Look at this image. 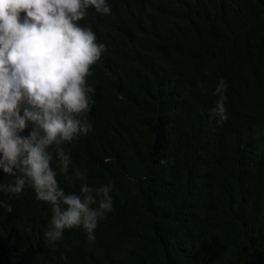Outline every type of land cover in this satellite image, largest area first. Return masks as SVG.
I'll list each match as a JSON object with an SVG mask.
<instances>
[{"label": "trees", "instance_id": "trees-1", "mask_svg": "<svg viewBox=\"0 0 264 264\" xmlns=\"http://www.w3.org/2000/svg\"><path fill=\"white\" fill-rule=\"evenodd\" d=\"M110 4L85 20L106 48L76 114L92 130L63 145L67 174L50 167L65 194L80 189L77 168L90 185L111 181L115 214L96 241L49 244L51 205L29 186L0 191L12 206L0 207V264H264V0ZM14 179L0 170V183Z\"/></svg>", "mask_w": 264, "mask_h": 264}, {"label": "clouds", "instance_id": "clouds-1", "mask_svg": "<svg viewBox=\"0 0 264 264\" xmlns=\"http://www.w3.org/2000/svg\"><path fill=\"white\" fill-rule=\"evenodd\" d=\"M110 12V0H0V170L15 178L0 183V191L21 196L29 186L37 203L51 205L52 219L43 228L49 244L72 234L96 241L115 214L111 181L94 187L87 170L77 168L70 181H78L80 191L65 194L50 167L55 158L67 174L72 160L63 145L92 130L76 114L89 109L93 89L85 78L106 48L85 20ZM226 89L221 79L214 92L219 99L212 115L220 125L228 118ZM0 207L12 211L6 202Z\"/></svg>", "mask_w": 264, "mask_h": 264}, {"label": "rangeland", "instance_id": "rangeland-1", "mask_svg": "<svg viewBox=\"0 0 264 264\" xmlns=\"http://www.w3.org/2000/svg\"><path fill=\"white\" fill-rule=\"evenodd\" d=\"M106 184H107V183H104V184H102V185H106ZM99 186H101V185L94 186V187H99ZM79 191H80V190H76V192H78V193H79ZM111 195H115V190H114V188H113V191H112ZM115 211H116V209L113 210V212H115ZM103 227H104V225H103L102 227H100L99 230L102 231Z\"/></svg>", "mask_w": 264, "mask_h": 264}, {"label": "bare ground", "instance_id": "bare-ground-1", "mask_svg": "<svg viewBox=\"0 0 264 264\" xmlns=\"http://www.w3.org/2000/svg\"><path fill=\"white\" fill-rule=\"evenodd\" d=\"M222 127V126H221ZM203 144H204V142H203ZM205 144H206V141H205ZM204 146V145H203ZM164 164V163H163ZM28 189V188H27Z\"/></svg>", "mask_w": 264, "mask_h": 264}]
</instances>
